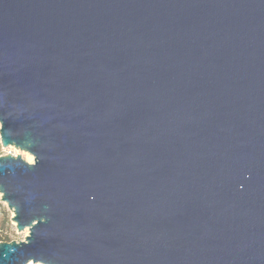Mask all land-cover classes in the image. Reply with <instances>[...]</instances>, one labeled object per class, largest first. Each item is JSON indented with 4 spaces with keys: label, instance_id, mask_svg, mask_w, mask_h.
I'll return each instance as SVG.
<instances>
[{
    "label": "water",
    "instance_id": "water-1",
    "mask_svg": "<svg viewBox=\"0 0 264 264\" xmlns=\"http://www.w3.org/2000/svg\"><path fill=\"white\" fill-rule=\"evenodd\" d=\"M0 264H264V0H0Z\"/></svg>",
    "mask_w": 264,
    "mask_h": 264
},
{
    "label": "rangeland",
    "instance_id": "rangeland-1",
    "mask_svg": "<svg viewBox=\"0 0 264 264\" xmlns=\"http://www.w3.org/2000/svg\"><path fill=\"white\" fill-rule=\"evenodd\" d=\"M4 154H21L26 161L30 163L34 161V157L28 152L20 151L15 147H3L0 138V155ZM13 215V211H11L8 206L0 200V233H2L3 236H8L10 241H23L28 235V229L24 231H18L16 228V224L12 221Z\"/></svg>",
    "mask_w": 264,
    "mask_h": 264
},
{
    "label": "trees",
    "instance_id": "trees-1",
    "mask_svg": "<svg viewBox=\"0 0 264 264\" xmlns=\"http://www.w3.org/2000/svg\"><path fill=\"white\" fill-rule=\"evenodd\" d=\"M2 228V226H1ZM0 241H10V239L8 238V236H3L2 233H0Z\"/></svg>",
    "mask_w": 264,
    "mask_h": 264
},
{
    "label": "bare ground",
    "instance_id": "bare-ground-1",
    "mask_svg": "<svg viewBox=\"0 0 264 264\" xmlns=\"http://www.w3.org/2000/svg\"><path fill=\"white\" fill-rule=\"evenodd\" d=\"M29 264H33L32 262H30Z\"/></svg>",
    "mask_w": 264,
    "mask_h": 264
},
{
    "label": "built area",
    "instance_id": "built-area-1",
    "mask_svg": "<svg viewBox=\"0 0 264 264\" xmlns=\"http://www.w3.org/2000/svg\"><path fill=\"white\" fill-rule=\"evenodd\" d=\"M41 264V263H40Z\"/></svg>",
    "mask_w": 264,
    "mask_h": 264
}]
</instances>
